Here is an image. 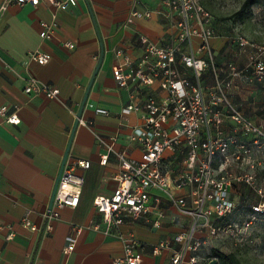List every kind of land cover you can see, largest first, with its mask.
I'll list each match as a JSON object with an SVG mask.
<instances>
[{
    "label": "crops",
    "instance_id": "0c3cea01",
    "mask_svg": "<svg viewBox=\"0 0 264 264\" xmlns=\"http://www.w3.org/2000/svg\"><path fill=\"white\" fill-rule=\"evenodd\" d=\"M132 6L133 0H77L69 8H57L41 0L36 5L12 3L0 13V106L6 104L7 112L16 110L20 118L18 123H7L0 115V264H112L115 257L123 254V241L115 231L104 232L93 200L97 195H111L117 186L121 172L117 152L125 150L135 159L141 156L139 143L131 138L142 123L141 112L123 114L121 108L132 99L141 102L149 95L162 99L166 92L158 81L149 86L120 87L113 71L125 65L117 50L122 49L137 64L143 53L140 35L166 44L177 32L172 23L175 14H170L160 0H142L139 7L150 8L151 17L127 22ZM44 22L55 23L53 31L45 35ZM212 24L215 35L211 42L215 62L220 66L233 52L222 24ZM101 43L103 58L80 116L92 121V126L78 123L67 156L69 160L89 159L91 164L88 168L76 167V172L84 176L78 205L62 207L53 229L46 232L44 213L52 208V190L86 88L100 59ZM36 49L49 55L48 62L29 59V52ZM30 76L59 88V97L26 93ZM204 82L208 86L213 83L211 70L204 73ZM90 104L110 113H97ZM224 127L227 133L233 132L229 121ZM104 154L107 161L101 163ZM183 154L178 150L167 162L180 170ZM238 166L247 167L245 163ZM184 192L175 190L176 194ZM162 209L160 226L144 221L134 226L140 240L173 238L189 226V216L178 214L164 197ZM25 214L38 225L37 230L21 224ZM10 229L14 235L7 238ZM197 234L209 236L207 230ZM70 236L76 237L75 248L65 253ZM205 249L206 246L204 255ZM171 253L168 248L155 255L146 248L142 264H170ZM182 264L189 262L185 259Z\"/></svg>",
    "mask_w": 264,
    "mask_h": 264
},
{
    "label": "built area",
    "instance_id": "2783aa9c",
    "mask_svg": "<svg viewBox=\"0 0 264 264\" xmlns=\"http://www.w3.org/2000/svg\"><path fill=\"white\" fill-rule=\"evenodd\" d=\"M40 1L2 0L0 13L12 3L36 5ZM45 1L57 8H69L77 3V0ZM160 1L170 14L176 16L172 18L177 28L174 39L162 44L140 35L143 53L139 62L134 63L129 54L118 49L125 66L115 68L113 75L120 87L130 84L149 86L158 81L166 95L159 100L152 95L141 102L132 99L121 108L123 114L141 112L142 123L131 135L141 147V156L135 159L125 150L117 152L121 166L117 186L111 195L95 196L93 204L101 214L104 232L110 234L115 231L124 243L123 254L115 257L112 264H142L146 248H151L155 255L171 249L170 264H182L185 259L189 264H209L203 254L208 236L197 233L207 230L210 237L225 233L226 228L221 224L232 225L234 185L244 182L255 187L257 167L260 164L264 167V126L239 109L229 95L233 77L239 73L249 71L258 80L264 78V60L261 57L264 48L247 39L238 29L236 42L241 48L251 51L247 65L240 68L232 60L225 67H218L211 42L215 35L213 16L202 1ZM141 2L133 0L127 22L151 17L152 10L140 8ZM43 24L46 28L44 35L53 31L54 22ZM66 44L73 46L71 42ZM28 57L39 63L49 60V55L40 49L29 52ZM209 67L213 83L208 86L204 82V73ZM24 91L42 92L52 99L60 94L59 88L34 76L28 78ZM90 106L97 113H110L94 104ZM7 110L6 104L0 106L4 121L18 123L17 111ZM227 121L233 125L234 132L225 131ZM79 123L92 126V121L83 117L79 118ZM97 137L104 142L101 136ZM108 147L112 149L111 145ZM178 150L184 152L180 170L167 162V158ZM107 157L104 154L100 162L106 163ZM238 163L247 165L244 173L236 172ZM90 164L91 161L84 158L66 160L52 208L44 213L46 232L53 229L62 207L78 205L84 176L76 172V167L88 168ZM176 189L185 192L176 194ZM257 190L262 191L260 188ZM163 197L178 214L189 216V226L174 234L173 238H161L156 242L140 240L134 226L140 221L160 226L164 216ZM253 210L263 212L264 199L258 206H253ZM21 224L31 230L39 228L28 214L21 218ZM249 224L247 221L246 225ZM95 227L99 228V224ZM13 235L10 229L7 238ZM75 244L76 237L70 236L64 252L74 250Z\"/></svg>",
    "mask_w": 264,
    "mask_h": 264
},
{
    "label": "rangeland",
    "instance_id": "374dc122",
    "mask_svg": "<svg viewBox=\"0 0 264 264\" xmlns=\"http://www.w3.org/2000/svg\"><path fill=\"white\" fill-rule=\"evenodd\" d=\"M211 12L213 21L221 23L228 36L227 45L233 55L224 62L234 61L240 68H245L251 51L241 48L236 42V30H240L247 39L264 48V0L254 4L250 10L240 11L244 0H201ZM264 60V49L261 50ZM210 69H206L205 73ZM230 97L240 103L244 111L257 123L264 126V78L258 80L251 72H243L233 79L229 90ZM226 127V129H229ZM232 128V127H231ZM234 132V129H233ZM235 164V163H234ZM247 168L237 167V173H244ZM260 188L261 193L257 190ZM235 210L231 226L222 223L226 231L217 237L206 238L205 258L217 260L212 252L219 249L234 252L243 264H264V210L258 213L253 206H258L264 199V167H257L255 187L244 182L237 183L233 188ZM263 194V195H262ZM250 221L249 225L246 222ZM213 260V259H212ZM218 264V261L215 263Z\"/></svg>",
    "mask_w": 264,
    "mask_h": 264
},
{
    "label": "water",
    "instance_id": "95a60500",
    "mask_svg": "<svg viewBox=\"0 0 264 264\" xmlns=\"http://www.w3.org/2000/svg\"><path fill=\"white\" fill-rule=\"evenodd\" d=\"M103 54H104V46H103V44L101 43V55H100V59H99V61H98V64H97V66H96L95 71L93 72V75H92V77H91V80H90V82H89V84H88V86H87V88H86V91H85V94H84L83 100H82L81 105H80V109H79L78 114H77V118H76L75 123H74V125H73L72 132H71V135H70V140H69L68 146H67V148H66V150H65V154H64V157H63V160H62V163H61L60 169H59V173H58V175H57V178H56V180H55V184H54V187H53V190H52L51 199H50V202H49V207H50V208H51V206H52V204H53V200H54V196H55V193H56V189H57L58 183H59V181H60V178H61V175H62V172H63V168H64V165H65V162H66L67 156H68V152H69V149H70V144H71V142H72V138H73V136H74L75 130H76V128H77V126H78V123H79V117H80L81 114H82V110H83L84 105H85L86 100H87L88 92H89V90H90V87H91L92 81H93V79H94V77H95V75H96V73H97V71H98V68H99V66H100V64H101V61H102V58H103ZM216 262H217V260H216V259H213V260H211V261L209 262V264H215Z\"/></svg>",
    "mask_w": 264,
    "mask_h": 264
},
{
    "label": "trees",
    "instance_id": "16d2710c",
    "mask_svg": "<svg viewBox=\"0 0 264 264\" xmlns=\"http://www.w3.org/2000/svg\"><path fill=\"white\" fill-rule=\"evenodd\" d=\"M260 2V0H244V2L242 3V6L240 8V11H245V10H250V8L256 4ZM216 65L218 66V64L216 63ZM209 69L211 70V68L209 67ZM212 73V71H211ZM229 95H230V92H229ZM235 104H237V106L239 107V109L243 110L244 109L242 108L241 104L240 103H237L235 102L234 100H232ZM245 114H247L245 111H244ZM250 117V116H249ZM212 254L217 257V261H218V264H243L241 262V259L234 253V252H224V251H221L219 249H214Z\"/></svg>",
    "mask_w": 264,
    "mask_h": 264
}]
</instances>
